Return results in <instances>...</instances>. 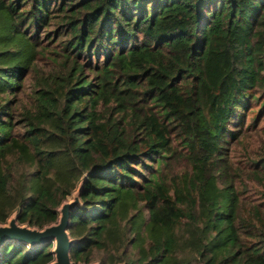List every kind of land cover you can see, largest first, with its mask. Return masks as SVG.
<instances>
[{"label": "trees", "instance_id": "16d2710c", "mask_svg": "<svg viewBox=\"0 0 264 264\" xmlns=\"http://www.w3.org/2000/svg\"><path fill=\"white\" fill-rule=\"evenodd\" d=\"M251 101L264 0H0V224L54 223L81 183L73 264H264V141L231 157Z\"/></svg>", "mask_w": 264, "mask_h": 264}, {"label": "water", "instance_id": "95a60500", "mask_svg": "<svg viewBox=\"0 0 264 264\" xmlns=\"http://www.w3.org/2000/svg\"><path fill=\"white\" fill-rule=\"evenodd\" d=\"M81 183L62 201L56 209V220L41 229L19 225L16 213H12L7 220L0 224V244L4 240L23 242L29 247L48 243L51 245L48 264H73L70 260V250L74 244L68 236L69 218L71 211L79 205V189ZM98 264V263H92Z\"/></svg>", "mask_w": 264, "mask_h": 264}, {"label": "rangeland", "instance_id": "374dc122", "mask_svg": "<svg viewBox=\"0 0 264 264\" xmlns=\"http://www.w3.org/2000/svg\"><path fill=\"white\" fill-rule=\"evenodd\" d=\"M250 109L243 114L244 128L251 125L245 132V138H241L240 144L234 145L231 149V157L235 164L245 165L242 157L243 146L246 145L248 150H254L260 141H264V106L251 101L248 104ZM69 198V197H68ZM250 198L256 200L257 198L251 193Z\"/></svg>", "mask_w": 264, "mask_h": 264}]
</instances>
